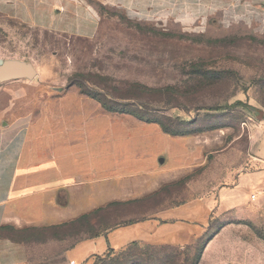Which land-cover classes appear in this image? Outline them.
Listing matches in <instances>:
<instances>
[{
    "label": "rangeland",
    "instance_id": "1",
    "mask_svg": "<svg viewBox=\"0 0 264 264\" xmlns=\"http://www.w3.org/2000/svg\"><path fill=\"white\" fill-rule=\"evenodd\" d=\"M95 6L100 21L91 38L0 22L6 26L0 27V59L21 57L37 71L33 80L10 83L22 86L16 89L21 91L18 111L35 110L37 102L57 93L51 88L88 93L111 107L192 133L188 135L197 143L204 138L205 155L180 172L181 177L160 181L159 186L158 176L147 173L113 179L106 190L97 188V207L82 214H89V223L65 221L42 231L0 229V237L27 243V264H72L66 249L75 240L150 216L197 193H215L230 187L239 172L264 168V0H191L189 10H161L155 16L127 14L97 2ZM134 84L143 88L135 91ZM130 92L138 99L121 98ZM237 100L242 103L227 107ZM218 106L227 108L203 109ZM129 115L113 112V116ZM121 186L127 187L129 199H119ZM109 191L111 203L99 205ZM236 192L242 207L236 208L239 213L231 225L234 248L226 252L219 246L222 250L215 257L226 254L233 264H264V179L258 184L245 181ZM234 201L228 198L221 208L236 206ZM219 224L214 220L212 228ZM200 247L179 251L131 243L109 259L95 258V263L197 264Z\"/></svg>",
    "mask_w": 264,
    "mask_h": 264
},
{
    "label": "crops",
    "instance_id": "2",
    "mask_svg": "<svg viewBox=\"0 0 264 264\" xmlns=\"http://www.w3.org/2000/svg\"><path fill=\"white\" fill-rule=\"evenodd\" d=\"M172 1L0 0V22L91 38L100 21L95 2L135 15L151 12L155 16L161 10L180 13L190 8L191 0H174L170 6ZM4 58L30 62L14 55ZM20 80L0 82L4 83L0 84V226L23 229L73 220L97 207L96 189H108L106 185L113 179L155 173L159 186L160 181L181 177L180 172L205 155L204 138L197 143L192 135L165 133L157 123L131 115L113 116L97 99L75 90L51 88L57 93L37 102L35 110L24 107L18 111L16 101L21 91L16 89L22 86L10 83ZM263 179L264 168H248L236 174L230 187L197 193L132 223L79 238L66 249V257L72 264H96L95 258L109 259L131 243L171 246L179 251L193 250L200 244L197 264H233L225 259L226 254L222 258L215 253L222 250L219 246L226 247V252L234 248L229 239L231 225L239 213L236 208L242 207L236 189L245 181L258 184ZM126 190L121 186L120 200L129 199ZM107 195L99 205L111 203V192ZM228 198L235 200L236 206L223 210ZM214 220L220 222L216 231ZM27 250L24 241L0 237V264H27Z\"/></svg>",
    "mask_w": 264,
    "mask_h": 264
},
{
    "label": "trees",
    "instance_id": "3",
    "mask_svg": "<svg viewBox=\"0 0 264 264\" xmlns=\"http://www.w3.org/2000/svg\"><path fill=\"white\" fill-rule=\"evenodd\" d=\"M133 86V90H138V88L140 87L141 89L143 88V86H140V85H137V84H134V85H132ZM145 88V87H144ZM145 89H148V88H145ZM82 93V92H81ZM82 94H85V95H87V96H90V97H93V98H95V99H97L101 104H102V106L107 110V111H111V112H115V113H122V114H130V115H133L134 117H136L137 119H139V120H141V121H143V122H147V123H157L159 126H160V128H161V130L163 131V132H165V133H168V134H170V135H179V136H186V135H188V134H192V133H189V132H179V131H175V130H173V129H171V128H169V127H167L165 124H163V122H161L160 120H158V119H154V118H148V117H144V116H142V115H139L138 113H136V112H134V111H132V110H129V109H126V108H116V107H111V106H109V105H107L103 100H101V99H99L98 97H96V96H94V95H91V94H88V93H82ZM138 95L136 94V93H132V92H130L128 95H125L124 97H121V98H124V99H130V100H136V99H138ZM242 102L241 101H239V100H237V101H235V102H233V103H231V104H229L227 107H235V106H237L238 104H241ZM140 107H142V108H144V106H142L141 104H138V108H140ZM227 107H223V106H218V107H216V108H203V109H207V110H209V109H211V110H222V109H225V108H227ZM78 221H83L84 223L86 222V223H89V221H90V218H89V214L88 215H80L79 217H77V218H75V219H73V220H70V222L71 223H74V222H78ZM133 221H129V222H125V223H132ZM61 224V223H60ZM64 225H67L66 223H64L63 224V226ZM52 226L53 225H49V226H42V227H36V226H32V227H28V228H23V229H16V228H14V229H16V230H18V231H25V230H28V229H39L40 231H42V230H46V229H48V228H52ZM57 226H59V224H57ZM219 226H220V224H219ZM219 226H218V228H216V229H214L215 231L217 230V229H219ZM5 227H11V226H0V229H2V228H5ZM11 228H13V227H11ZM104 231V230H103ZM103 231H100V232H96V233H92V234H90L89 236H97V235H99L100 233H102ZM88 236V235H87ZM200 251V250H199ZM110 252H108V254H109ZM198 255H199V253H198ZM198 258V257H197Z\"/></svg>",
    "mask_w": 264,
    "mask_h": 264
},
{
    "label": "water",
    "instance_id": "4",
    "mask_svg": "<svg viewBox=\"0 0 264 264\" xmlns=\"http://www.w3.org/2000/svg\"><path fill=\"white\" fill-rule=\"evenodd\" d=\"M36 70L32 63L17 59H0V82L8 80H32Z\"/></svg>",
    "mask_w": 264,
    "mask_h": 264
}]
</instances>
